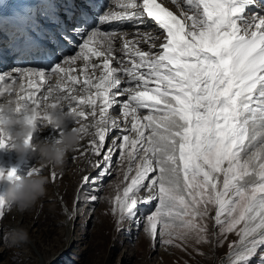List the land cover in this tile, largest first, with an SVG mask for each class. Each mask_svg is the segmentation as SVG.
Returning a JSON list of instances; mask_svg holds the SVG:
<instances>
[{"label": "snow or ice", "instance_id": "1", "mask_svg": "<svg viewBox=\"0 0 264 264\" xmlns=\"http://www.w3.org/2000/svg\"><path fill=\"white\" fill-rule=\"evenodd\" d=\"M149 20L159 35L141 29ZM125 23L134 31L102 27ZM7 43L18 61L48 65L0 71V98L18 97L20 118L30 122L27 110L34 108L46 127L44 109L55 96L78 113L84 136L94 130L89 147L99 159L89 163L99 172L83 184L111 175L119 150L118 162L128 167L112 200L118 223L155 201L145 217L153 240L208 243L211 218L217 240L238 237L229 264H264V0H110L106 7L97 0H39L27 27ZM63 44L78 51L62 56ZM115 105L122 121L110 114ZM7 140L0 138V149ZM15 175L0 169V179ZM9 209L0 196V219Z\"/></svg>", "mask_w": 264, "mask_h": 264}, {"label": "rangeland", "instance_id": "2", "mask_svg": "<svg viewBox=\"0 0 264 264\" xmlns=\"http://www.w3.org/2000/svg\"><path fill=\"white\" fill-rule=\"evenodd\" d=\"M67 52L68 56L75 54ZM118 109L113 113L115 116H120V106ZM82 122L92 123L90 120ZM73 126L79 125L72 121L69 128ZM36 127L38 131L32 136L33 144L42 139L58 140L63 132V129L42 128L39 122ZM93 131L90 129L78 148L68 153L63 167L45 164L32 149L23 157L12 150L11 143L0 149V169L5 173L15 169L17 177H26L33 168H38V175L48 179L46 194L33 207L23 212L10 208L0 219V264H229V246L238 237L233 233L217 240L219 228L214 219L206 220L208 243L189 240L181 247L165 246L159 236L153 240L145 231V217L154 211L155 201L138 205L135 218L118 223L112 200L118 187L124 186L128 165L118 162L117 150L111 175L95 184H83L84 176L91 179L99 172L89 163L99 159L91 154L89 147L95 138L91 134ZM115 135L117 133H111L106 138L105 149ZM53 171L57 176L54 182L51 179ZM7 186V182H0V193ZM147 195L148 192L141 191V196ZM210 215L214 217L215 209ZM19 229L28 232L26 242L13 239L12 234Z\"/></svg>", "mask_w": 264, "mask_h": 264}, {"label": "clouds", "instance_id": "3", "mask_svg": "<svg viewBox=\"0 0 264 264\" xmlns=\"http://www.w3.org/2000/svg\"><path fill=\"white\" fill-rule=\"evenodd\" d=\"M19 104L20 101L16 96L0 102V138L8 137L7 143L11 142L12 150L20 157L25 156L32 149L38 159L45 164L63 167L68 153L77 149L84 138L80 125L69 128L70 122L77 120L78 113L66 111L61 100L55 99L49 103L44 109V114L49 117L46 127L63 129V134L59 137V142L42 139L33 144L32 140L26 141L38 131L36 124L41 113L29 108L27 111L31 121L25 122L17 114ZM51 104H56V107H51ZM0 182L8 183L7 188L0 193L6 204L23 212L33 207L46 194L48 179L38 174L26 177L15 175L11 179L5 176ZM12 235L13 239L21 242L29 239L28 232L24 229H19ZM7 238L6 236L5 239Z\"/></svg>", "mask_w": 264, "mask_h": 264}, {"label": "bare ground", "instance_id": "4", "mask_svg": "<svg viewBox=\"0 0 264 264\" xmlns=\"http://www.w3.org/2000/svg\"><path fill=\"white\" fill-rule=\"evenodd\" d=\"M5 1H6V0H0V13L6 11V7L1 6V3L5 2ZM174 10H175V9H174ZM117 25L120 26L121 28H123V29L129 31V33H131V32L134 31V29H133V25L130 24V23H125V24H123V25H119V24H117ZM143 27H148V28H150V30L153 32L154 35H159V34H160L159 31L157 30V26H156L154 23H152L150 20L148 21L147 24L141 26V29H143ZM144 29H145V28H144ZM146 30H147V29H146ZM130 38H131V36H130ZM142 47H144V49L147 50V46L142 45ZM72 48H73V47H72ZM67 50H68V49H67ZM67 50L65 51V55L68 56L69 52H67ZM68 51H69V50H68ZM94 62L98 63V61H94ZM82 66H83V62H82V61H78L77 64L73 66V67H75V68L77 69V72L74 73V74L79 75V74H80V73H79V69H80ZM114 66H115V65H114ZM96 75H99V71H97ZM54 79H55V78H54ZM19 83H20V82L18 81V82H17V85L15 86L17 90L19 89ZM54 83H55V82H54ZM24 84H25V90H26V91H31V89H28V88H27V82H26V81L24 82ZM10 97H15V96H5L4 98L7 99V98H10ZM120 98H121V97H120ZM54 100H55V96L52 97V98H50V99L47 101V103H51V102H53ZM0 101L2 102V98H0ZM64 104H66V101H63V105H64ZM114 107H115V106H114ZM114 107H113L112 109H110V114L113 115V116H115V114H113V113H115V111H114ZM118 107H119V105H118ZM118 107H116V110H117ZM64 109H65L66 111H68V106H67V105H64ZM86 110H88V109H86ZM120 110H121V109H120ZM144 111L146 112V110H144ZM115 117H117L118 119H120V120L122 121V117H121V116H115ZM89 120H90V122H91V121H92V118H90ZM92 122H93V121H92ZM49 131H50V128H48V132H49ZM112 133H117V132H116L115 130H113ZM110 134H111V133H110ZM9 143H11V142H9ZM9 143H7V144H9ZM31 151H32V150H30V152H31Z\"/></svg>", "mask_w": 264, "mask_h": 264}]
</instances>
